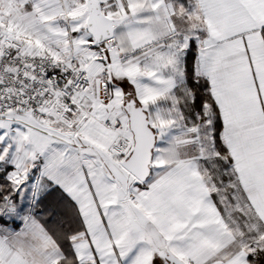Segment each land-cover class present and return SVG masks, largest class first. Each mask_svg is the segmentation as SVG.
Segmentation results:
<instances>
[{
	"label": "snow or ice",
	"instance_id": "1",
	"mask_svg": "<svg viewBox=\"0 0 264 264\" xmlns=\"http://www.w3.org/2000/svg\"><path fill=\"white\" fill-rule=\"evenodd\" d=\"M0 264H264V0H0Z\"/></svg>",
	"mask_w": 264,
	"mask_h": 264
}]
</instances>
